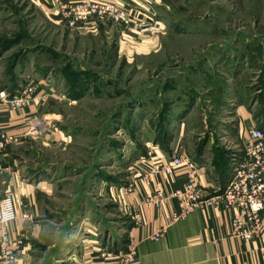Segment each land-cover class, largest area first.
<instances>
[{"label": "rangeland", "instance_id": "374dc122", "mask_svg": "<svg viewBox=\"0 0 264 264\" xmlns=\"http://www.w3.org/2000/svg\"><path fill=\"white\" fill-rule=\"evenodd\" d=\"M117 1L128 25L72 27L60 10L53 21L27 0H0L2 91L26 106L44 85L20 153L53 192L32 264L79 263L91 249L124 262L142 219L120 193L151 182L152 160L208 159L210 198L233 176L244 122L264 131V0Z\"/></svg>", "mask_w": 264, "mask_h": 264}, {"label": "crops", "instance_id": "0c3cea01", "mask_svg": "<svg viewBox=\"0 0 264 264\" xmlns=\"http://www.w3.org/2000/svg\"><path fill=\"white\" fill-rule=\"evenodd\" d=\"M27 2L39 7L50 20L54 21L61 16L57 0ZM43 87L44 85H40L26 106L13 107L0 100V129L19 137L18 143L10 145L0 155L5 169L3 177L7 181L4 189L13 195L17 210V218L10 224L11 235L18 242L17 264L33 263V245L45 236L47 202L53 194L48 183L34 184L31 181L20 157L29 133L30 121L43 104ZM2 90L9 92L10 83L0 66V91ZM244 125L242 137L252 129L250 121L246 120ZM199 160L198 181L206 188L211 185L210 178L216 180L217 177L208 159L202 162ZM179 171L173 177L158 176L149 184L138 183L133 191L127 192L124 189L120 193L127 212L139 211L142 219L140 224H135L129 231L128 238L136 243L132 258L125 257L124 262L112 258L100 259L91 249L88 253H82L79 263L74 264H264V225L261 233L253 239H242L232 236L230 212L223 205H207L174 222L171 220L172 214L182 206L176 199L151 206L145 204L146 193L152 192L157 182L163 189L183 186L186 181L185 172L183 169ZM157 230L162 231L163 235L154 241L151 236ZM0 264H3L1 247Z\"/></svg>", "mask_w": 264, "mask_h": 264}, {"label": "built area", "instance_id": "2783aa9c", "mask_svg": "<svg viewBox=\"0 0 264 264\" xmlns=\"http://www.w3.org/2000/svg\"><path fill=\"white\" fill-rule=\"evenodd\" d=\"M61 14L68 19L70 26L77 23L93 25L97 19L107 17L129 24V10L117 0H57ZM0 100L13 107H21L25 99L0 92ZM19 142V137L0 129V155L10 146ZM183 169L185 184L173 189H163L159 182L155 189L145 196L147 206L157 205L168 199H176L182 206L172 214V221L184 219L196 209L207 205H223L230 212L231 234L242 239H253L261 233L264 225V131L251 129L244 137L242 154L239 155L233 176L227 187L219 195L206 198L203 187L198 181V165L188 156L172 155L156 158L150 163V172L146 181L158 176L173 177ZM4 167L0 160V247L3 264H17V240L11 235L10 224L17 218L15 199L4 189ZM163 233L157 230L151 239L159 240ZM134 251L129 253L132 258Z\"/></svg>", "mask_w": 264, "mask_h": 264}]
</instances>
